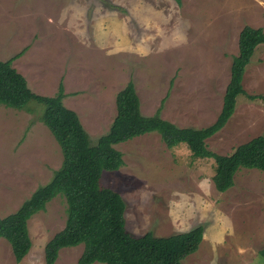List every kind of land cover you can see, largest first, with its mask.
Masks as SVG:
<instances>
[{
	"label": "rangeland",
	"instance_id": "rangeland-1",
	"mask_svg": "<svg viewBox=\"0 0 264 264\" xmlns=\"http://www.w3.org/2000/svg\"><path fill=\"white\" fill-rule=\"evenodd\" d=\"M264 33V0H0V61H11L35 95L55 96L76 112L95 144L115 115V97L132 81L144 116L179 128L217 118L243 27ZM242 88L264 96V44L246 65ZM43 105L0 104V218L15 212L61 165L60 149L42 124ZM264 136V100L239 95L226 125L206 140L228 155ZM123 165L103 171L116 191L125 229L168 237L202 226V241L183 264H263L264 172L240 168L233 185L215 189L216 163L185 143L167 148L156 132L115 145ZM66 219L62 195L27 221L31 247L16 263L0 237V264H45L44 246ZM83 245L63 248L54 264H78ZM101 264V263H93Z\"/></svg>",
	"mask_w": 264,
	"mask_h": 264
},
{
	"label": "trees",
	"instance_id": "trees-1",
	"mask_svg": "<svg viewBox=\"0 0 264 264\" xmlns=\"http://www.w3.org/2000/svg\"><path fill=\"white\" fill-rule=\"evenodd\" d=\"M260 44H264L262 29L243 27L238 35L237 55L230 65L222 107L211 125L200 129L179 128L158 113L144 116L134 83L129 81L116 94V115L107 133L95 144L90 142L76 112L63 106L62 84L55 96L35 95L25 78L11 67V61L21 54L0 61V104L17 110L27 108L30 101L43 105L40 120L62 156L51 180L37 188L15 212L0 218V237L9 244L15 262L19 263L31 247L27 221L43 211L54 197L62 195L66 219L64 227L44 246L45 264H54L61 249L78 245H83L78 264H183L182 260L198 249L202 226L168 237H154L151 232L135 237L125 229L121 196L101 187L99 178L103 171H116L123 165L122 154L115 145L149 132L159 134L167 148L185 143L194 155L212 158L216 163L212 181L219 192L233 185V177L240 168L264 172V136L236 146L228 155L212 152L206 145V140L220 131L233 115L239 95L264 100V96L248 95L241 83L245 67ZM259 255L264 264V248Z\"/></svg>",
	"mask_w": 264,
	"mask_h": 264
}]
</instances>
